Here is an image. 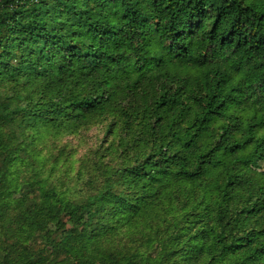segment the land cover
<instances>
[{
    "label": "trees",
    "instance_id": "16d2710c",
    "mask_svg": "<svg viewBox=\"0 0 264 264\" xmlns=\"http://www.w3.org/2000/svg\"><path fill=\"white\" fill-rule=\"evenodd\" d=\"M1 85L0 264H264V0H0ZM96 120L79 199L28 175Z\"/></svg>",
    "mask_w": 264,
    "mask_h": 264
},
{
    "label": "rangeland",
    "instance_id": "374dc122",
    "mask_svg": "<svg viewBox=\"0 0 264 264\" xmlns=\"http://www.w3.org/2000/svg\"><path fill=\"white\" fill-rule=\"evenodd\" d=\"M0 89L4 87L1 85ZM101 121L96 120L75 133L58 134L44 130V136L37 145L27 147L28 175L34 180H42L45 187H57L66 191L71 198L79 199L83 191L90 187L86 184L89 173L81 169L82 161L92 157L107 138L104 134L106 124ZM20 177L26 179L24 173H20ZM125 244H129L128 240H125ZM130 246L133 247V244Z\"/></svg>",
    "mask_w": 264,
    "mask_h": 264
}]
</instances>
